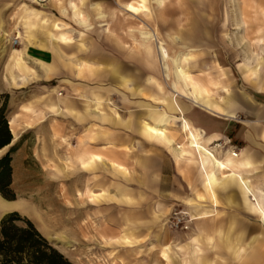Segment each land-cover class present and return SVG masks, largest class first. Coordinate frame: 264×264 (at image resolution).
<instances>
[{"label": "rangeland", "instance_id": "obj_1", "mask_svg": "<svg viewBox=\"0 0 264 264\" xmlns=\"http://www.w3.org/2000/svg\"><path fill=\"white\" fill-rule=\"evenodd\" d=\"M63 1L67 7L65 13L53 6L54 0H0V107L7 101V118H18L22 130L14 145L0 153L1 159L13 148L10 152L11 174L1 179L4 193L15 200L24 199L37 206L41 218L19 214L31 219L74 264H168L161 253L162 248L168 245L173 259L171 264H187L186 260L190 259L188 251L178 246L196 235L194 225L201 220H192V215L196 214L193 210L199 204H192L191 198L201 184H186L182 177H178L173 167L176 160L172 154L169 153L166 161L155 162V172H160L163 163H166L162 180L156 177L149 179V170L126 168L127 174H123L108 165L104 169L84 173L78 166L81 164L80 156L87 154L72 152L71 142L67 145L63 95L50 92L56 81H46L47 86L43 88L32 83L34 77L20 84L10 81L11 57L14 49L21 47L19 43L13 44V40L20 32H25L24 5L42 10L49 24L59 21L71 31L74 43L59 49L63 65L66 61L70 65L73 61L86 64L81 58L94 54L97 47L103 44L107 51L114 50L117 54L129 57L122 50V46L130 39L129 22L124 17L127 0H86L83 5L79 3L92 29L78 24L73 16L71 0ZM96 1L101 3L103 15L96 9ZM157 1L148 0L149 30L158 32L170 53L175 54L178 49H182L183 42H174L173 38L188 32L194 16L203 18L208 13L211 0H164L162 7L158 6ZM220 2L219 7L227 5L230 16L227 27L229 51L225 52L220 39L223 30L219 31L211 44L201 41L197 44L200 49L197 59L204 64L195 68L193 74L204 80H222L221 69L210 66L221 61L230 79H224L219 88L212 85L213 95L218 99L224 96L222 85L226 84L242 97L241 90L246 88V84L242 81L243 74L238 65L250 60L254 66L260 61L259 77L264 74V0ZM106 28L111 29L110 34L106 33ZM81 41L84 46L79 48L77 45ZM113 44L116 49H111L110 45ZM245 79L251 83L254 81ZM60 90L58 88V92ZM167 91H170L168 87ZM186 101L193 106L190 101ZM51 105H58L61 110L57 111ZM251 106L252 114L258 113L260 105L253 101L250 104L245 102L238 108L239 118L216 117L222 122L223 133L232 138L242 128L243 119L254 117L249 115ZM194 108L210 114L204 109ZM232 143L237 144L239 141L232 138ZM111 164L114 165L113 162ZM65 165L70 166L68 171L71 172L66 177L58 171ZM180 166L187 167L185 163H180ZM88 189L102 195L99 199L90 198L88 194L81 196ZM219 199L218 208H222L224 214L225 202ZM179 218L182 220L179 221ZM226 223L229 230H235L236 225L248 222H244L241 217L227 216ZM257 223L256 218H249L251 227ZM188 225L190 228L185 227ZM43 227L49 232L48 236L42 230ZM205 235V238H199L198 243L204 251L202 255L211 264H227L226 260H230V257H237L236 264H242L239 258L243 255H249L250 260L256 256V250L252 247L248 252L242 249L243 253L241 250L235 253L233 249H226L220 244L223 241L232 244V241L241 240L240 232H211ZM247 235L250 240L256 239V233ZM204 240H210L211 248H205Z\"/></svg>", "mask_w": 264, "mask_h": 264}, {"label": "bare ground", "instance_id": "obj_2", "mask_svg": "<svg viewBox=\"0 0 264 264\" xmlns=\"http://www.w3.org/2000/svg\"><path fill=\"white\" fill-rule=\"evenodd\" d=\"M79 3L83 5L86 0H80V2L70 1L73 16L78 24L87 27V29H92ZM220 3V0H211L208 13L203 18L194 16L189 24L188 32L181 33L173 38L174 42L178 43L182 40L183 44L182 49H178L175 54H172L159 33L149 30L148 0H127L125 1L124 17L129 22L128 35L130 39L128 43L122 46V50L127 53V56L131 57L133 62L137 63L140 69L142 68L147 73L150 71L156 76L154 78L153 75H149L148 81L149 83L154 82V96L158 105H150L149 121L143 122L142 129L149 134V138L163 144L177 163H185L187 168L192 167V169L195 168L198 171L201 187L191 198L192 204L209 201L217 206L220 203L219 192L224 191L228 195L230 204L244 207L251 214L258 216L264 223V199L253 190L251 180L241 172L242 166L248 163L243 160L239 149L232 146L229 139L224 140V136L219 131H208L205 126L199 123L197 115L190 116L188 114L194 106L204 109L215 117L239 118L237 110L245 103L243 97L236 94L226 84L222 85L224 96L218 99L213 95L212 85L219 88L224 79H230L229 72L224 69L221 61H216L215 64L210 66L221 69L220 78L222 80L211 78L204 80L193 74L195 68H199L204 64L197 59V52L200 51L197 44H200L201 41L205 40L211 44L219 31L223 30L220 39L225 52L229 51L227 48L229 45L227 27L230 16L227 5L219 7ZM53 4V6L59 7L62 13L66 12L67 7L64 5L63 0H54ZM95 4L99 14L103 15L101 3L96 1ZM157 4L162 7L165 1L158 0ZM23 11L25 32H20L16 37L21 47L14 49L10 68V81L17 84L40 76L41 71L46 74L50 73L59 65L61 56L59 49L61 46L74 43L71 31L66 28L65 24L59 21L49 24L48 18L43 16V11L37 8L24 5ZM137 20H141L143 23L141 24ZM106 33L110 34L111 29L106 28ZM30 46L51 50L54 54L53 60L45 62L31 57L28 53ZM77 46L82 48L84 42L81 41ZM110 47L114 49L116 46L113 44ZM251 62L253 61L240 63L238 69L245 78L256 82L259 79L258 70L261 65L260 61L254 66ZM167 87L170 91H167ZM149 88L152 89V86L149 85ZM55 91H57V87L50 89L51 93ZM245 96L247 97L246 94ZM186 100L190 101L193 106L187 103ZM95 102L96 108H100L101 102ZM51 107L57 111L61 110L58 105H51ZM251 110L252 106L249 108L250 112L253 111ZM255 115L258 116V114ZM10 123L13 124L11 129L15 140L19 136L16 118L12 117ZM2 151L0 149V153ZM80 161L81 164L78 168L83 169L85 173L97 169L99 163H102L103 157L100 154L91 153L80 156ZM112 166L121 173L127 174L126 167L123 165L114 164ZM68 169H70V166L65 165L58 168V171L63 172L66 177L71 174ZM235 189L240 193V202L236 199ZM86 194L93 199H99L102 195V193H93L91 189H88L86 192H82L81 196ZM0 205L7 212L17 211L30 218H41L37 206L24 199L6 200L0 195ZM210 213L213 214V211L198 212L192 215V220L203 218L210 215ZM186 228H190V226L188 225ZM42 230L47 236L49 235L45 227ZM206 231V227H201L195 236L190 237V240L179 243L180 246L178 247L180 249L188 251L190 259L186 260L187 264H210L206 256L202 255L204 251L198 243L199 238H203ZM170 249L171 247L168 245L161 250L162 258L168 264H171L173 260Z\"/></svg>", "mask_w": 264, "mask_h": 264}, {"label": "crops", "instance_id": "obj_3", "mask_svg": "<svg viewBox=\"0 0 264 264\" xmlns=\"http://www.w3.org/2000/svg\"><path fill=\"white\" fill-rule=\"evenodd\" d=\"M28 53L31 57L45 62H51L54 57L51 50L35 46H30ZM82 58L81 61L86 64L73 61V64L70 65L66 61V64L63 65L60 59L59 65L50 73L46 74L41 71L40 76L34 77L32 80V83L37 84L40 88L47 86L46 81H56L54 87H57V91L53 93L63 95L67 145L71 142L72 152H81L87 155L100 154L103 161L99 163L97 169H104L106 165L113 168L111 164L113 162L126 168L149 170V179L153 180L156 177V179L162 180L166 163H163L160 172H155V162L166 161L167 157L169 159L170 152L163 144L149 138V134L142 129L143 122L149 121L150 105L158 104L154 96V82L149 83L148 81L149 75H153L154 78L156 76L150 71L147 73L142 68L140 69L131 57L117 54V51H107L104 44L98 46L97 52L94 54ZM242 81L246 84V88L241 90L243 99L249 104L255 101L260 105V109L256 113L258 116L249 112V115L252 114L254 117L243 119L242 128L232 135V138L237 139L239 143H232V138L223 133L222 122L215 116L197 111L194 106L191 107L188 114L190 116L197 115L199 123L205 126L208 131H219L224 136V140L229 139L232 146L239 149L243 160L248 163L242 166L241 172L251 180L253 190L264 199V74L256 82L251 83L244 76ZM149 85L152 86V89L149 88ZM58 88H61L59 92ZM95 101L101 102L100 108H96ZM10 120L11 118L8 116L13 135V141L9 146H12L21 136L22 130L20 120L16 118L19 136L14 140ZM9 146L0 149L4 152ZM173 167L177 171L178 177H182L186 184H190V182H194L195 185L201 184L200 176L195 168H183L177 162L176 164L173 162ZM234 192L236 199L240 202L239 191L235 189ZM219 197L222 202H225L223 207H225L226 213L223 214V209L218 208V205L214 206L212 202L207 201L204 204L202 202L195 209L193 208V211L198 213L210 210L213 211V214L198 218L201 221L194 225V232L197 233L201 227H206L204 238L205 234L211 232H240L241 240L232 241V244L223 241L220 244L226 249H233L235 253L238 250L241 252L247 250L248 252L252 247L256 250V256L254 255L250 260L249 255H243L239 260L242 261V264H264V223L244 207L230 204L226 192L220 191ZM228 210L232 212H228ZM227 216L241 217L244 222L248 223L236 225L235 230H229L226 223ZM218 217L221 218L218 219ZM251 217L256 218L259 222L252 227L249 225ZM250 232L256 233V239H249L247 234ZM203 242L205 248H211L210 240ZM235 259L237 257H230L226 263L236 264Z\"/></svg>", "mask_w": 264, "mask_h": 264}, {"label": "trees", "instance_id": "obj_4", "mask_svg": "<svg viewBox=\"0 0 264 264\" xmlns=\"http://www.w3.org/2000/svg\"><path fill=\"white\" fill-rule=\"evenodd\" d=\"M7 101L0 107V148L10 145L13 135L7 118ZM0 159V192L4 193L1 181L11 174V154ZM10 183H8L9 185ZM1 193V194H2ZM0 264H74L37 228L29 218L19 212L7 213L0 220Z\"/></svg>", "mask_w": 264, "mask_h": 264}, {"label": "water", "instance_id": "obj_5", "mask_svg": "<svg viewBox=\"0 0 264 264\" xmlns=\"http://www.w3.org/2000/svg\"><path fill=\"white\" fill-rule=\"evenodd\" d=\"M0 195H1V197H3L4 199H6V198L1 194V192H0ZM6 200H8V199H6ZM13 201H14V200H13ZM10 212H12V211L7 212L6 209H5L3 206L0 205V220L2 219L3 216H5L7 213H10Z\"/></svg>", "mask_w": 264, "mask_h": 264}, {"label": "built area", "instance_id": "obj_6", "mask_svg": "<svg viewBox=\"0 0 264 264\" xmlns=\"http://www.w3.org/2000/svg\"><path fill=\"white\" fill-rule=\"evenodd\" d=\"M18 43V38H15L14 40H13V44H17ZM182 220V218H179V221H181ZM185 227H187V226H185Z\"/></svg>", "mask_w": 264, "mask_h": 264}]
</instances>
